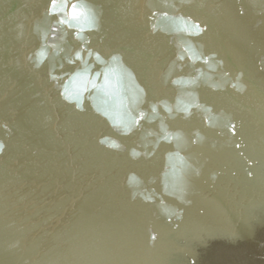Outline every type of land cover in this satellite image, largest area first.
Wrapping results in <instances>:
<instances>
[{
	"label": "bare ground",
	"instance_id": "obj_1",
	"mask_svg": "<svg viewBox=\"0 0 264 264\" xmlns=\"http://www.w3.org/2000/svg\"><path fill=\"white\" fill-rule=\"evenodd\" d=\"M0 144V264H264V0H0Z\"/></svg>",
	"mask_w": 264,
	"mask_h": 264
},
{
	"label": "snow or ice",
	"instance_id": "obj_2",
	"mask_svg": "<svg viewBox=\"0 0 264 264\" xmlns=\"http://www.w3.org/2000/svg\"><path fill=\"white\" fill-rule=\"evenodd\" d=\"M101 143H104V141H101ZM111 146L118 147V145H115L114 143ZM0 151H3V145L2 144H0ZM249 175H251V172H249ZM152 239L154 240L155 239V236H153Z\"/></svg>",
	"mask_w": 264,
	"mask_h": 264
}]
</instances>
